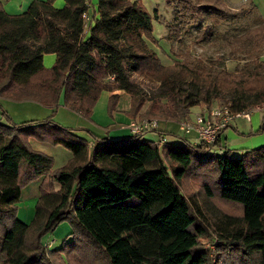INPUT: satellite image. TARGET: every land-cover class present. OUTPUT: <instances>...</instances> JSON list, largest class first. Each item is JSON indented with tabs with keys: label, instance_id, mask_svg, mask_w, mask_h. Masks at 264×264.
<instances>
[{
	"label": "trees",
	"instance_id": "trees-1",
	"mask_svg": "<svg viewBox=\"0 0 264 264\" xmlns=\"http://www.w3.org/2000/svg\"><path fill=\"white\" fill-rule=\"evenodd\" d=\"M91 1L64 0L56 9L54 0H34L16 16L0 2V100L63 107L90 120L101 92L124 91L136 118L143 100L130 82L135 75L159 84L162 102L145 114L158 112L159 121L187 120L193 107L210 109L221 92L233 112L263 109L264 24L238 39L246 54L238 73L189 58L165 67L149 47L158 46L154 17L141 0H97L90 9ZM193 1L166 0L174 22L165 40L178 37L179 6L235 18ZM213 29L205 27L203 42ZM45 55L55 56L48 69ZM117 100L110 97L109 115ZM80 132L51 119L16 125L1 112L0 264H264V147L235 154L222 145L224 131L213 145L158 131L159 139L178 141L162 146L143 135L119 141L90 135L89 142ZM263 132L264 115L254 134ZM29 139L61 146L71 158L53 170V159L34 151ZM39 180L33 218L24 224L17 218L21 191ZM64 223L70 240L48 250L42 238ZM211 236L223 243L214 259L202 245Z\"/></svg>",
	"mask_w": 264,
	"mask_h": 264
},
{
	"label": "rangeland",
	"instance_id": "rangeland-1",
	"mask_svg": "<svg viewBox=\"0 0 264 264\" xmlns=\"http://www.w3.org/2000/svg\"><path fill=\"white\" fill-rule=\"evenodd\" d=\"M56 1L57 0H54L53 5ZM0 2L2 5L7 3V1L2 2V0H0ZM25 2L26 0H19L21 5ZM95 2H97V0H94V2L93 0L91 1L90 9ZM141 2L144 8L154 17L153 29L158 46L154 47L149 44V47L157 53L161 63L165 67L172 66L173 62L176 60L189 58L192 60H201L207 68L214 71H223L228 74L238 73L243 68L245 62L242 59H244V56L246 55L244 49L238 43V39L243 37L248 31L264 24V1H259V5H257L256 0L193 1L199 5L213 6L228 15H234L235 18L222 20L213 14H210L209 16L196 15L193 10H185L179 6L177 9L179 11L177 24L180 32L176 39L169 42L165 40V37L168 34L167 26L170 24L172 25L174 22L172 8L167 6L166 0H141ZM205 27L214 28L211 40L207 43L202 41L201 36ZM260 59L264 61V55L261 56ZM54 61L52 55H45L43 58V66L48 69L53 66ZM125 66L127 65L125 64ZM130 82L134 89L139 93L138 97L143 100L142 107L138 112L139 115L141 114L138 120L159 121V118H162V116L159 115L158 112L152 114L151 117H145L148 107L156 101H161L159 84L148 82L135 75H130ZM22 95L24 96L25 94ZM229 99L230 97L228 95L221 92L218 95V99L213 102L212 106L221 107L226 102L228 103ZM1 100H3V103H1L2 107L0 106V114L1 112H4L11 119L13 124L19 125L25 122H41L47 119H51L53 122L58 123L56 120L58 117V108L53 109L31 101L14 102V100L9 101V99ZM46 109H50L48 110L49 115L44 118L43 113ZM199 112L200 106L193 107L190 110L189 118L184 121L189 122V119L192 121L195 114ZM263 115L264 107L261 111L254 110L251 113V122L236 120L235 125L237 127L229 130L239 138H247V140L263 135L262 139L255 141V144L264 142V132L254 134L259 128L255 131H250L251 125L253 126L255 123V118L258 119L261 124V118ZM243 129H246L249 132L245 134L240 133L239 130L243 131ZM250 133L252 134L251 136L249 135ZM191 136H187L186 138L191 139ZM178 137L183 138L181 134H178ZM226 144L228 150H233L239 153L249 151L234 147L235 145L230 139H227ZM54 156L55 157L49 156L53 159V170L65 166L70 160L66 159L62 152L55 153ZM21 206L22 205H17L18 209H21ZM33 208H35V205H33ZM64 227H68L70 230L69 232L71 233V227L68 223L61 224L52 234L46 235L42 238L41 242L43 246L51 244V246L48 247V250L53 251L58 249L63 242L62 231ZM67 238L68 236L65 240L69 241L70 238ZM222 244L223 243L215 236H211L202 241L203 248L209 252L212 259H214V252Z\"/></svg>",
	"mask_w": 264,
	"mask_h": 264
},
{
	"label": "crops",
	"instance_id": "crops-1",
	"mask_svg": "<svg viewBox=\"0 0 264 264\" xmlns=\"http://www.w3.org/2000/svg\"><path fill=\"white\" fill-rule=\"evenodd\" d=\"M4 1H7V3L3 5V9L5 10V12L8 15L16 16L24 13L34 0H26V2L23 3L22 5L19 3V0H2V2ZM41 1H45V0H41ZM63 1L64 0H57L53 5V7L56 9L63 8ZM259 1H264V0H256L257 5H259L258 3ZM93 6L96 8V2L95 4H93ZM85 31H87V29H85ZM52 56L55 60V56L54 55ZM112 95H117L118 100L115 104V109L112 115H109L108 103ZM1 103H3V100H0V106L2 107ZM24 103H28V102H24ZM130 109H131V97L129 94H127L124 91H115V92L103 91L100 93L99 98L93 107L90 120H86L81 116H79L78 114L72 113L63 107H59L57 109L58 117L56 118V120L58 121L59 125L61 124V126L63 125V127L65 128L82 130L83 132H80V135L85 137L89 142H92L90 135H93L101 139H109L112 141L127 140L133 137L130 129V124L132 122H139L140 120L138 119L139 116L141 115V114L139 115L138 113L136 118L130 117L129 116ZM48 110L46 109L44 111L43 113L44 118L49 115ZM156 121H157L156 129L144 133L143 134L144 139L156 142L159 140V135L157 134V132L162 131L164 133H167L168 135H174V136H178V134H181L185 140H187L190 143L192 142V144H197L199 142V140L196 138L194 133H190L189 135L184 134V131L181 127L182 122L176 124L172 122H165L158 120ZM259 125H260L259 120L255 118V123L253 124V126L251 125L250 131L257 130L259 128ZM236 127L237 126L234 125L232 129H235ZM239 132L245 134L249 131L243 129V131L239 130ZM187 136H191V139L186 138ZM262 137L263 135L247 140V138H239L232 131L228 129L222 133L220 140L222 142V145L225 146L227 149L228 146L226 144V141L227 139H230L231 141H233L235 145L234 147L243 150H250V149H257L260 147H264V142H261L262 144L261 143L255 144V141L262 139ZM162 138H165L167 143L178 142L177 139L174 138L173 136H163ZM29 144L34 151L43 153L47 156L55 157L54 156L55 153L62 152L63 155L66 157V159L71 158V153L61 146H51L47 143L38 142L34 139H29ZM230 151L234 152L235 154L242 153V152L241 153L235 152L233 150ZM40 182L41 180L36 181L21 191V196L19 199L20 203L17 205L19 206L22 205V206L21 209H18L17 211V218L20 222L24 224H29L33 218L34 215L33 205L36 204V201L39 197L38 187ZM69 231L70 230L68 227L63 228L62 241H65V238L70 234Z\"/></svg>",
	"mask_w": 264,
	"mask_h": 264
},
{
	"label": "built area",
	"instance_id": "built-area-1",
	"mask_svg": "<svg viewBox=\"0 0 264 264\" xmlns=\"http://www.w3.org/2000/svg\"><path fill=\"white\" fill-rule=\"evenodd\" d=\"M82 20L85 23V29H87L89 25V16L87 13L82 15ZM107 81L113 82L114 78L109 77L107 78ZM254 110H261V108L256 107L243 112H233L229 104H224L221 107L212 106L210 109L201 107L200 112L195 114L193 120L189 122H182L181 127L185 135L194 133L199 142L213 145L219 139V136L223 131L230 129L235 125L236 120L250 122L251 113ZM156 127V120L132 122L130 124L133 137L142 136L144 133L156 129ZM165 143H167L165 138H161L157 142L159 146H162ZM216 152L221 153L219 150ZM46 246L50 247L51 244Z\"/></svg>",
	"mask_w": 264,
	"mask_h": 264
}]
</instances>
